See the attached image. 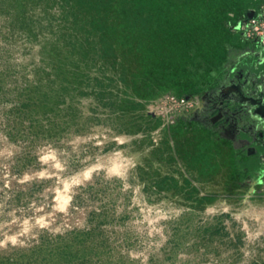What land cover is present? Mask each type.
I'll return each mask as SVG.
<instances>
[{"label": "rangeland", "instance_id": "obj_1", "mask_svg": "<svg viewBox=\"0 0 264 264\" xmlns=\"http://www.w3.org/2000/svg\"><path fill=\"white\" fill-rule=\"evenodd\" d=\"M0 264H264V0H0Z\"/></svg>", "mask_w": 264, "mask_h": 264}]
</instances>
